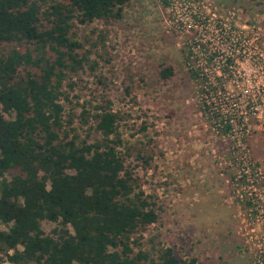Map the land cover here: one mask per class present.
Wrapping results in <instances>:
<instances>
[{"label": "rangeland", "instance_id": "rangeland-1", "mask_svg": "<svg viewBox=\"0 0 264 264\" xmlns=\"http://www.w3.org/2000/svg\"><path fill=\"white\" fill-rule=\"evenodd\" d=\"M71 36L97 44L98 65L63 83L60 137L100 140L93 115L110 102L118 151L157 214L140 248L195 264H264V0H129L120 20L77 23ZM204 69L201 93L190 70ZM55 226L41 222L46 234Z\"/></svg>", "mask_w": 264, "mask_h": 264}, {"label": "trees", "instance_id": "trees-1", "mask_svg": "<svg viewBox=\"0 0 264 264\" xmlns=\"http://www.w3.org/2000/svg\"><path fill=\"white\" fill-rule=\"evenodd\" d=\"M128 1L0 0V108L13 114H0V264L196 263L168 248L155 255L140 248L157 214L118 151L120 117L109 101L93 115L100 140L60 137L63 83L98 65L91 60L97 44L85 49L71 32L77 23L120 20ZM173 73L165 67L159 76ZM205 74L190 70L201 93ZM209 109L202 101V113ZM42 221L56 226L46 234Z\"/></svg>", "mask_w": 264, "mask_h": 264}]
</instances>
